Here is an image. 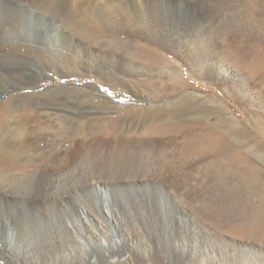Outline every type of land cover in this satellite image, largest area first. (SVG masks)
<instances>
[{
	"label": "bare ground",
	"instance_id": "obj_1",
	"mask_svg": "<svg viewBox=\"0 0 264 264\" xmlns=\"http://www.w3.org/2000/svg\"><path fill=\"white\" fill-rule=\"evenodd\" d=\"M258 10L0 0V264H264V144L216 93L185 89L187 71L264 132V38L224 31ZM88 76L152 103L109 118L123 106L91 83L39 85ZM163 189L180 203L172 246L144 210Z\"/></svg>",
	"mask_w": 264,
	"mask_h": 264
},
{
	"label": "rangeland",
	"instance_id": "obj_2",
	"mask_svg": "<svg viewBox=\"0 0 264 264\" xmlns=\"http://www.w3.org/2000/svg\"><path fill=\"white\" fill-rule=\"evenodd\" d=\"M256 14H257V16H256ZM261 15H262V13H260L259 10H258V12L254 13V15H250L248 18L249 21L247 20V22L243 25L244 27H242V28L239 27V29L241 28L240 30L236 29L237 26H236V24L234 25L235 21H233L234 23L229 22L227 24L228 27H227V25H224L226 28V30H224V31L228 34V36H231V37H229L230 43L234 44V43H236V39H238L239 41H242L243 44H247V47H248L249 45H252L253 42H255L254 40H256V38H264V15L263 16H261ZM253 19H254V22H253ZM246 24H248V25H246ZM256 24H257V26H260L259 24H261V25H263V27L260 26L259 27L260 29H259L256 26ZM255 28H257V29H255ZM104 30L106 31V29L103 28V33H105ZM236 36H237V38H236ZM232 37L233 38L235 37V39H233ZM141 40L144 41L143 39H141ZM167 57H168V59H172L169 54L167 55ZM185 73H186V75H185L186 79L188 81V84L185 88L186 90L197 89L198 91L205 92L207 94H211L213 92L216 93V95L219 98L224 100L225 103L228 106H230L231 112L234 113L235 116L238 115L240 125L243 127V129H246V131H248L254 137L255 140H259L260 142H262V144H264V132L257 131L254 128V125L252 124V122L245 118L244 111H242L240 108H238V106L236 105V102L233 98L224 96L223 92L214 86H207L205 84H202L203 82L200 79L194 78L189 72L186 71ZM70 82H72L73 85H77V86L83 85L84 82L91 83V84L95 85L101 92H105L107 94L109 93L111 95V97H113L112 99L116 103L121 104L123 106V109L121 112H109V113L105 114V116H107L109 118L127 114L130 110H133L134 108L138 109L141 106H145V105L149 106L152 103V101L141 102L138 99H135V97H133V96H128V97L125 96L124 97L121 87L117 88L115 90L116 92H110L111 89L109 90L108 88H105V86H104V84L100 78L93 77V76H88L86 78H74V77L73 78H60V77H52L51 78V77H47L46 80L41 81L39 83V85H40L41 89H44L45 87L50 86V85H56L58 83H70ZM104 89H107V91H104ZM145 91H148V90H145ZM136 110H134V111H136ZM231 177L232 176L226 175V174L225 175H216V177L213 179V180H215V182H214V185L216 186L215 188H217V190H220L221 189L220 186H222V184H226V183L231 184V183L236 182V180H237L236 177H232V178ZM234 187H235V185H234ZM234 187L232 189L233 191L237 188V187H235V188ZM156 194L157 193H153V195H156ZM157 195H158V197L157 196L156 197L158 199L156 198V201L153 199V200H151L150 203L144 202V210H145V212L146 211H150V212L152 211V213H153L152 216L154 218L160 217L161 219H163L165 221V224H166V225L164 224L165 225L164 227L166 229L165 230V240H166L165 244L167 246L168 245L172 246L173 241L175 240L174 239L175 236H173L172 232H171V234L168 233V230L169 231L173 230V232H176V234H177L178 230L176 231V225L174 223V218H173L175 216V214H174V212H172L171 209H172V207L177 206L180 203L177 202V200L175 198H172V196H170V193L165 189L160 190ZM147 208L148 209L151 208V209L148 210ZM166 245H165V248H166ZM172 257H173V255L170 257L172 260L174 259L173 264H177L178 260H177L176 256L173 258ZM165 264H167V263H165Z\"/></svg>",
	"mask_w": 264,
	"mask_h": 264
},
{
	"label": "snow or ice",
	"instance_id": "obj_3",
	"mask_svg": "<svg viewBox=\"0 0 264 264\" xmlns=\"http://www.w3.org/2000/svg\"><path fill=\"white\" fill-rule=\"evenodd\" d=\"M104 91H107V89H104Z\"/></svg>",
	"mask_w": 264,
	"mask_h": 264
}]
</instances>
